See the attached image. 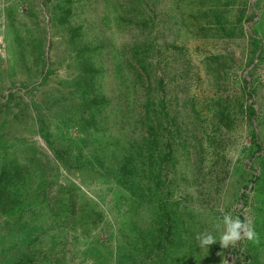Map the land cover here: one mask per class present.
<instances>
[{
	"label": "rangeland",
	"instance_id": "374dc122",
	"mask_svg": "<svg viewBox=\"0 0 264 264\" xmlns=\"http://www.w3.org/2000/svg\"><path fill=\"white\" fill-rule=\"evenodd\" d=\"M130 1L0 0L6 44V59L0 56V264H151V257L164 255L148 248L157 244L165 218L167 230L181 225L187 241L179 264L250 261L256 249L248 250L246 237L222 248L225 214L250 221L253 240L263 237L254 226L252 179L261 152L243 149H250L255 132L264 138V54L257 58L255 43L264 0ZM79 26L83 45L74 32ZM88 52L111 67L107 89L119 88L108 92L105 117L117 124L107 144L121 130L133 137L148 133L141 121L147 115L142 79L147 85L151 77L154 94L167 104L160 120L173 132L161 128L157 151L172 153L157 167L144 165L143 184L149 176L151 189L143 203L115 180L67 168L58 156L76 153L77 127L91 112L80 109L79 96L68 98L84 84ZM135 54L147 58L150 77L130 66ZM117 65L122 73L114 76ZM130 82L136 93H126ZM154 108L160 112V105ZM150 171L166 178L158 183ZM207 234L216 242L202 245ZM96 247L101 250L92 251ZM258 250L264 263V249Z\"/></svg>",
	"mask_w": 264,
	"mask_h": 264
},
{
	"label": "trees",
	"instance_id": "16d2710c",
	"mask_svg": "<svg viewBox=\"0 0 264 264\" xmlns=\"http://www.w3.org/2000/svg\"><path fill=\"white\" fill-rule=\"evenodd\" d=\"M130 2L137 6L142 2V0H131ZM259 25L261 37L256 38L255 43L257 44V51L258 48L261 47V49L257 58H261L264 54V15ZM84 29L85 28L83 26H79L78 30H74V32L77 33L80 45L86 44L84 37L81 36V34L84 35ZM76 41L77 40L74 39L75 43ZM141 56L142 55L135 54L134 58H129L134 62L133 64H130V66L139 72L137 76H142L144 73L150 77L151 67L147 62V58ZM101 57V54L97 55L96 53L92 54L88 52L83 60L84 71L81 72L84 84L73 93L72 89L69 90L68 98L75 99L76 96H79V99L81 100L80 109L84 110V108H89L91 112L87 118H83L82 123H80L77 127L80 131L78 139L80 144L75 145L76 153L66 156L63 152H59L58 156L60 157L62 164H64L67 168H76L82 173H87L90 177H94L96 174L100 173V175L106 176L109 180H115L118 185H121L130 191L131 195L134 197V201L137 203H143V200L146 201L145 199L147 198L146 190L151 189V184H149L151 178L149 176L146 177V179L149 180V183L147 182L148 185L143 184L145 176L143 168L144 165L149 164L150 166H154L156 164L157 167V165L161 164L162 161L169 159L172 153V151H168L166 153L163 151H157L160 149L161 144H163L162 137H164V133L161 132V128L169 131V133L173 132V129L163 127V122L160 120L167 108V104L164 101L165 99L163 96L158 97V95L154 94V82L152 78L150 77L147 85L144 79H142L141 86L143 90V86H145V101L147 105H144V110L147 115L143 117L144 120L141 118L139 119H141L142 123L147 126L148 133H143L141 137H133V135H129V130H117L118 132L114 135H118V137L115 138L113 135L111 138H113L114 142L107 144L105 142V137H109L107 136L108 132L110 134L112 131L114 132L112 129L115 124H117L116 121L113 122L112 118L109 120V116L105 117L107 114V107L109 108L112 103V97L108 95V92L118 91L119 88L110 90L107 89L106 86L108 85L106 84V80L108 75L106 72H108L111 67L105 66V63L101 62ZM113 72L114 76L121 74L122 67L117 65ZM131 84L132 82L126 86L127 94L136 93ZM125 97H127V95L124 93V98ZM65 99L66 96L60 100ZM158 105H160V112H156V108H154L155 110H150V108ZM136 108V105H132L131 111H136ZM249 108L252 113H255L256 110L254 107L250 106ZM130 114L129 108L124 111V117L128 118L129 122L130 119H133L131 118L132 114ZM114 115L119 117L117 112ZM254 137L256 139H254L250 149H243V151L251 154H255L256 151L261 152L257 156L259 158L260 165L259 173L253 174L252 179L254 183L253 197L256 200L254 207V226L256 235L261 234L263 237H258L256 240H248V250L255 247L254 250L256 249V251H252L251 253L249 251L252 257H249L248 253V259H250V261H247V264H264L261 263V257L258 250L259 247L264 249V138L262 137V141H259L257 132L254 133ZM94 143H97L98 145H93ZM91 145H93L94 149L90 148ZM167 145L168 148H171L169 142H167ZM159 154H161L160 157ZM162 155L164 158L160 160L163 157ZM243 171L248 173L247 170ZM150 172L152 177L157 179L158 183H162L164 181L163 179L166 178L165 176H161V171ZM20 174V169H17V171H15V177H21ZM165 211H167V209H164V212ZM179 218L180 217L175 220H179ZM166 220V218L160 220V222H163L164 224L160 229L157 244H154L155 246L150 245L148 248L151 254L154 252V248H157L162 251L164 255L160 257L158 256V258L155 256L151 257V262L156 264H179V262L185 260L186 257V255H183L184 252L180 251V247L187 245V241L182 237V226L180 225V227L179 225H176V227H174L176 231L171 233L172 227H168L167 230ZM94 250L99 251L101 249H98L97 247L92 248V251Z\"/></svg>",
	"mask_w": 264,
	"mask_h": 264
},
{
	"label": "clouds",
	"instance_id": "9594fccd",
	"mask_svg": "<svg viewBox=\"0 0 264 264\" xmlns=\"http://www.w3.org/2000/svg\"><path fill=\"white\" fill-rule=\"evenodd\" d=\"M223 233L220 236V244L222 248H227L229 244H234L241 240L242 236L248 240L255 238L254 229L251 222L244 223L238 218H233L231 215L225 214L222 218ZM202 245H211L216 242L213 235L207 234L200 237Z\"/></svg>",
	"mask_w": 264,
	"mask_h": 264
},
{
	"label": "built area",
	"instance_id": "2783aa9c",
	"mask_svg": "<svg viewBox=\"0 0 264 264\" xmlns=\"http://www.w3.org/2000/svg\"><path fill=\"white\" fill-rule=\"evenodd\" d=\"M0 56L2 59H6V44L3 37H0Z\"/></svg>",
	"mask_w": 264,
	"mask_h": 264
}]
</instances>
